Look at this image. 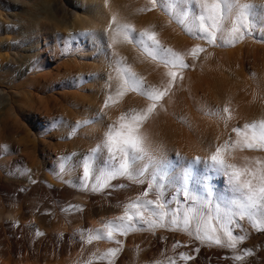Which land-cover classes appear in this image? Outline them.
Listing matches in <instances>:
<instances>
[{
	"label": "bare ground",
	"instance_id": "bare-ground-1",
	"mask_svg": "<svg viewBox=\"0 0 264 264\" xmlns=\"http://www.w3.org/2000/svg\"><path fill=\"white\" fill-rule=\"evenodd\" d=\"M17 1L22 3V0ZM124 1L24 0L23 15L14 20L11 19L13 14L7 12V6H0V39L7 41L6 45L0 41V65L13 76L25 78L20 88L12 91L0 83L2 153L15 147L22 150L27 158L35 159L38 139V144L44 146L43 152L55 153L56 161H61L57 150L46 147L49 143L43 138L44 125L38 122L37 117L44 121L46 127L54 124L55 116H51V112L56 115L67 113L73 117L77 113L75 101L81 98L70 91L69 81H63L58 92H52L58 81L42 73L47 65L45 53L53 47L60 48L62 39H68L69 43L77 42L79 49L95 46L100 50L101 60L107 57L103 52L104 45L111 47L112 54L119 46L122 49L127 42L126 30H130L127 29L129 20L136 18L137 23L146 19L149 15L146 14V7L150 4L146 0H134L133 10L124 13L123 9H128L125 2L128 4L129 0ZM150 1L153 7L149 9L155 8L160 14V2ZM245 1L252 3L260 0H234L236 4ZM2 32L9 35L2 37ZM21 44L22 53L18 50ZM4 49L8 53H2ZM113 61L119 62L116 59ZM75 62L69 60L67 65L70 67ZM237 81L240 90L229 91L220 98L188 91L187 88L197 84V80H190L189 84L180 81L175 97L178 105H196L198 109L200 104L210 107L220 102L226 104L229 115L226 122L214 118V125L210 128L198 124L182 129L180 139L173 146L176 151L187 152L196 161L206 158L207 146L210 143H225L242 117L261 124L262 128L255 127L254 131L264 136V108L259 89L252 82L244 83L240 78ZM36 87L51 93L34 97L32 89ZM95 107L99 116L108 114L100 101ZM183 114L189 117V112ZM10 127L22 128L27 139L11 135L15 132L9 133ZM14 131L17 133V129ZM162 133L160 128L157 133L143 131L133 140V153L147 157L149 165L145 166L141 161L135 169L138 176L134 180H114V185H122L134 194L129 204L122 208L113 202L105 205L103 199L100 200L107 175L98 170L94 176H77L76 180L83 187L74 189L76 199L67 200L60 192L50 193L52 180L48 171H39L40 185L24 169L25 162L29 161L14 162L10 166L9 159L0 156V264H160V261L169 264L173 260L184 264H227L223 256L236 247L231 237L235 228L239 233L255 235L249 227L251 216L248 203L264 184V156L256 150V143L261 139H256L257 136L246 129L236 134L233 146L225 147L227 157L220 166L230 178L225 189L232 194L229 205L225 207L221 204L223 198L217 193L206 192L196 183L191 184L177 175H172L169 180L158 175L156 166L160 162L159 138ZM28 137H33L32 143ZM198 138L205 139L207 144L202 145ZM147 150H151V156L147 155ZM89 151H83V158L88 157ZM15 179L28 182L33 188L8 185L17 184ZM110 181L107 180V184ZM222 182L221 178L219 183ZM117 199L123 200L124 196L119 195ZM155 225H160L163 232L169 235L171 229L179 230V236H173L176 243L163 241L160 244L159 234L158 239L149 244L147 230ZM165 245L169 248L167 255L164 253ZM151 250L154 251L153 257H150ZM193 254L197 256L192 257ZM253 263L257 264V259ZM237 264L252 263L241 260ZM258 264L264 262L261 260Z\"/></svg>",
	"mask_w": 264,
	"mask_h": 264
},
{
	"label": "rangeland",
	"instance_id": "rangeland-1",
	"mask_svg": "<svg viewBox=\"0 0 264 264\" xmlns=\"http://www.w3.org/2000/svg\"><path fill=\"white\" fill-rule=\"evenodd\" d=\"M158 1L160 14L155 8L149 9L153 5L150 0H146L150 3L146 7V14H149L146 19L137 23L136 18L129 20L127 29L130 30H126L127 42L122 49V46H119L112 54L111 47L104 45L103 52L107 54L105 60L100 59V50L95 46L79 49L77 42L69 43L68 39H62L64 42L61 40L60 48L53 47L45 53L47 65L42 73L55 77L58 81L52 92H58L62 82L69 81L70 91L77 93L81 98L75 101L74 108L77 113L73 117L67 113L57 116L55 112H51L55 121L49 127L37 117L38 122L44 125L43 138L49 143L46 147L57 150L61 157L60 162L63 163L56 161L55 153L43 152L44 146L38 144L37 139L36 158L32 160L15 147L7 152L0 151L2 158L4 156V159H9L10 166H13L14 162L20 164L29 161L25 162L27 165L24 169L40 185L42 184L39 171H48L52 180L50 193L60 192L67 200L76 199L74 189L83 187L76 180L77 176H94L98 170L99 173L107 175L102 185L100 200L103 199L102 203L105 205L113 202L122 208L129 204L134 194L129 193L122 185H114L113 182L120 178L134 180L138 176L135 173L138 164L143 161L145 166L149 165L147 157L133 153V140L143 131L157 133L160 128L163 133L159 138L160 162L158 161L156 166L158 175L165 180H169L172 175L180 176L191 184L196 183L198 188L206 192L217 193L223 198L221 204L225 207L229 205L232 194L225 187L230 178L220 166L227 157L224 149L233 146L236 134L248 129L257 136L256 139L260 137L261 141H257L256 150L264 156L263 133L254 131L255 127L262 126L253 119L242 117L236 129L229 133L225 143H210L207 146V157L196 161L187 152L173 148L180 139L181 130L198 124L210 128L214 125V118L226 122L229 110L226 104L220 102H215L210 107L200 104L198 109L196 105L181 106L176 103L175 97L181 83L189 84L190 80H197L198 83L188 87V91L220 98L224 93L240 90L237 81L240 78L244 83L252 82L258 87L264 108V1H245L243 4H236L234 0ZM23 2L24 0L22 3L17 0H0V6L6 5L7 12L13 14L11 19L14 20L23 15ZM133 2L134 0H129L128 4L125 2L128 9H123L124 13L133 10ZM122 3L121 5L125 4ZM150 10L152 12H149ZM3 35L9 34L2 32V37ZM0 41L4 45L7 44L3 39ZM22 46L21 44L18 47L20 53L23 52ZM2 53H8V50L4 49ZM113 56L119 62H114ZM23 59L25 61V58H22V61ZM69 60L76 62L69 67ZM24 81L25 78L13 76L0 65V83L4 88L12 91L20 88ZM49 92L51 93L47 89L37 87L32 89L34 97L50 94ZM98 101L109 115L104 113L99 116V110L95 107ZM183 112H189V117ZM18 128L10 127L8 132H15L11 135H18L17 139H27L26 131ZM30 140L32 143L33 137L29 138ZM198 142L207 144L202 138H198ZM85 150H90L87 158L82 155ZM147 155H152L151 150H147ZM221 178L223 182L219 183ZM15 182L17 184L8 185L14 188H33L28 182L26 184L17 179ZM172 185L176 187L175 184ZM85 187L88 188L87 185ZM233 189L236 190L237 187ZM119 195L124 196V199L118 200ZM248 209L251 216L249 227L254 230L255 235L239 233L235 228L236 231L234 230L231 237L236 247L229 249L223 256L227 264H237L241 260L255 264L253 261L256 259L257 264L261 260L264 262V184L249 201ZM163 231L160 225L149 228V244L158 239L159 234L160 244L163 241L176 243L173 236L176 234L178 237L179 230L171 229L170 235ZM164 251L165 255L169 254L168 246ZM153 252L151 250L150 257L154 256ZM195 256L197 254L192 255ZM173 261L168 263L180 262ZM160 264L165 263L160 261Z\"/></svg>",
	"mask_w": 264,
	"mask_h": 264
}]
</instances>
